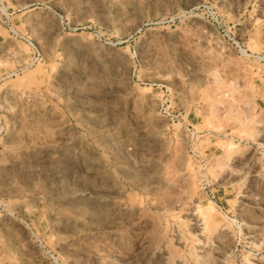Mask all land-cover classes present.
Here are the masks:
<instances>
[{
    "label": "rangeland",
    "instance_id": "374dc122",
    "mask_svg": "<svg viewBox=\"0 0 264 264\" xmlns=\"http://www.w3.org/2000/svg\"><path fill=\"white\" fill-rule=\"evenodd\" d=\"M0 264H264V0H0Z\"/></svg>",
    "mask_w": 264,
    "mask_h": 264
},
{
    "label": "built area",
    "instance_id": "2783aa9c",
    "mask_svg": "<svg viewBox=\"0 0 264 264\" xmlns=\"http://www.w3.org/2000/svg\"><path fill=\"white\" fill-rule=\"evenodd\" d=\"M236 45H237V43L236 42H234ZM170 114V116L173 118V119H180L181 118V115H180V113H169ZM185 128H186V131H187V133L190 135V137H191V140H193L194 138H195V136H196V131H195V129L193 128V127H190L189 125H185Z\"/></svg>",
    "mask_w": 264,
    "mask_h": 264
}]
</instances>
